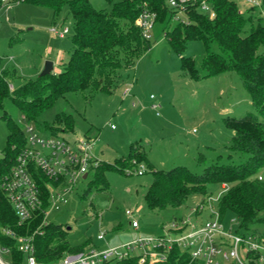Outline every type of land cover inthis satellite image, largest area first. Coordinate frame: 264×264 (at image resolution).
<instances>
[{"label": "rangeland", "instance_id": "1", "mask_svg": "<svg viewBox=\"0 0 264 264\" xmlns=\"http://www.w3.org/2000/svg\"><path fill=\"white\" fill-rule=\"evenodd\" d=\"M118 1L90 0V3L95 9L110 10L112 3ZM234 1L240 12L252 18L253 25L259 21L258 12L252 9L245 12L248 9L244 0ZM177 13L176 20L172 17L168 24L160 19V23H155L149 50L133 65L123 63L115 72L111 93L90 90L68 93L34 122H27L8 99L3 102L4 111L22 130L30 123L44 136L66 133L91 137L94 139L92 155L98 162L112 163L136 145L146 153L154 170L184 166L200 174L217 159L219 164L239 163L242 160L228 150L232 131L225 126L224 119L255 114V110L234 71L202 81H193L182 73L181 56L171 50L164 37L176 23L188 22L185 12ZM64 29L67 33L59 37ZM72 35L73 19L66 6L54 15L48 8L1 0L0 73L14 76L9 90L37 77L45 62L52 64L51 74L61 72L63 59L73 48ZM210 51L219 53L214 44ZM205 53L201 41L190 40L182 57H192L198 68ZM125 88H129L127 95H124ZM152 104L157 109H152ZM62 113L71 117L72 131H63L61 125L51 133L49 127L54 116ZM7 134L5 122L0 119V157ZM115 167L123 173L105 172L106 185H92L90 173L48 209V224L61 233L58 244L84 250L115 247L137 237L160 236L173 220L188 217L191 222H202L213 219L215 212L226 229L234 227L231 220L236 219L230 213L222 216L218 211L216 198L225 192L224 184L208 185L206 196H190L177 209L151 210L144 202V194L152 181L151 169L143 163L133 169L121 163H115ZM260 176L264 178V171ZM193 209H196L194 213ZM127 210L133 213V218L127 217ZM260 216L264 217V211ZM133 221L138 223V230L131 227ZM250 230L258 237L263 227L258 224ZM100 234L104 236L101 240Z\"/></svg>", "mask_w": 264, "mask_h": 264}, {"label": "trees", "instance_id": "2", "mask_svg": "<svg viewBox=\"0 0 264 264\" xmlns=\"http://www.w3.org/2000/svg\"><path fill=\"white\" fill-rule=\"evenodd\" d=\"M16 1L51 9L54 15L66 6L73 19V48L68 63L63 65L60 73L38 75L12 91L8 87L14 76L7 72L0 73V119L8 130L0 157V184L26 142L23 130L4 111V100L8 99L15 105L27 122H34L56 100L68 93L86 90L111 93L115 72L121 69L123 63L133 65L151 46L150 40L141 36L135 24L139 14L144 10L153 12L156 15L155 23H160V19L168 24L177 13L169 8L166 0H120L112 3L110 10L95 9L90 0ZM199 1L196 0L185 10L188 22L176 23L172 30L166 31L164 37L171 50L181 56L180 70L193 81L217 77L228 71H234L241 79L255 114L241 118L227 117L224 122L232 131L228 150L242 161L219 164L217 159L200 174L192 173L184 166L154 170L140 146L132 145L125 156L116 158L112 163L96 161L91 170V184L97 187L106 185L104 174L116 170L115 163L132 169L143 163L151 169L152 174V181L144 194V202L151 210L177 209L190 196H206L208 185L225 184L227 190L219 199V213L222 216L230 213L237 222L236 232L242 236L254 234L251 227L260 224L263 230L258 239L264 242V217L260 216L264 211V178L260 176L264 171V22L260 18L253 25L252 18L240 12L234 0H209L215 11L214 18L209 19L199 13ZM249 11L251 9L245 12ZM190 40L201 41L205 48V56L198 68L192 57H182ZM212 44L217 46L219 53L210 51ZM43 123L47 126L46 122ZM72 124L71 117L62 113L54 116L49 131L54 133L61 125L63 131H72ZM116 171L123 173L122 170ZM38 178L40 188L50 182L43 175H38ZM48 207L47 193L44 192L43 208ZM39 222V217H36L30 224L19 226L0 187V227L9 228L17 235H27L37 228ZM60 234L57 228L48 225L44 236L35 237V257L38 261L47 263L65 253L83 250L58 244ZM0 245L10 248L11 259L15 262L21 259V255L15 251L14 240L0 234ZM243 257L246 260L250 254ZM107 264L139 263L136 257H132ZM155 264L193 263L185 252L174 247L167 253L165 261ZM249 264L255 263L249 261Z\"/></svg>", "mask_w": 264, "mask_h": 264}, {"label": "built area", "instance_id": "3", "mask_svg": "<svg viewBox=\"0 0 264 264\" xmlns=\"http://www.w3.org/2000/svg\"><path fill=\"white\" fill-rule=\"evenodd\" d=\"M2 1L7 2V0ZM166 1L171 9L179 12H185L188 6L196 2V0ZM244 1L247 9L258 12L264 22V0ZM209 3V0H200L197 8L204 16L214 18L212 4L210 3V6ZM155 21L156 15L153 12L144 10L139 14L135 24L144 39L152 38ZM66 33L67 29H64L59 37ZM68 59L69 56L63 59V65L68 63ZM127 93L129 88L124 89V95ZM152 98L150 96V99ZM151 108L155 110L157 105L152 104ZM23 132L25 146L17 153L0 187L19 226L30 224L36 217H39L40 222L37 228L27 235H17L9 228L0 227V234L14 240L15 251L21 255V259L15 262L11 259L10 248L0 245V264H107L132 257H136L139 264H155L165 261L167 253L174 247L185 252L193 264H249V261L264 264V242L253 234L244 236L238 234L237 222L234 220H231L234 227L226 229L220 222L217 212L214 213L213 219L202 222L197 220L191 222L188 217L173 220L164 228L162 235L157 237H137L115 247L103 249L91 247L78 252L65 253L51 262L38 261L35 257L34 239L45 234V228L49 225L46 220L48 209L70 193L79 179L88 178L96 162L92 155L94 139L85 135L66 133L61 136L55 134L44 136L30 123L25 125ZM141 171L138 174H141ZM38 175L50 180L43 188H40L38 183ZM225 186L224 184L222 187L223 191H226ZM44 192L47 193L49 202V207L45 209L43 208ZM222 193L216 200H219ZM195 210L193 209L192 213ZM125 214L133 218L131 211H125ZM130 225L135 230L139 228L136 221L131 222ZM103 237V234H100L98 239L101 240ZM244 254H250V257L245 260Z\"/></svg>", "mask_w": 264, "mask_h": 264}, {"label": "water", "instance_id": "4", "mask_svg": "<svg viewBox=\"0 0 264 264\" xmlns=\"http://www.w3.org/2000/svg\"><path fill=\"white\" fill-rule=\"evenodd\" d=\"M52 71V64L50 62H45L42 72L39 74V76H46L50 75ZM86 175L83 176L85 178Z\"/></svg>", "mask_w": 264, "mask_h": 264}, {"label": "crops", "instance_id": "5", "mask_svg": "<svg viewBox=\"0 0 264 264\" xmlns=\"http://www.w3.org/2000/svg\"><path fill=\"white\" fill-rule=\"evenodd\" d=\"M109 163V162H108Z\"/></svg>", "mask_w": 264, "mask_h": 264}]
</instances>
